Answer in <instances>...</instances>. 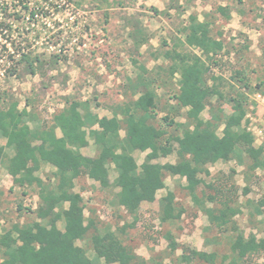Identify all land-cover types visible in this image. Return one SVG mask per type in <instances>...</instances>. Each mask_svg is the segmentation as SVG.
Masks as SVG:
<instances>
[{
	"label": "rangeland",
	"instance_id": "374dc122",
	"mask_svg": "<svg viewBox=\"0 0 264 264\" xmlns=\"http://www.w3.org/2000/svg\"><path fill=\"white\" fill-rule=\"evenodd\" d=\"M220 7H226L231 17L223 16ZM190 16L210 24V36L223 42L225 48L217 57L218 65H212L214 76L223 78L218 88L226 95L247 96L249 123L243 121L242 127L251 128L255 147H263L264 156V0H0V110L17 102L19 110H27L26 121L33 130L50 125L53 116L73 101L87 102L90 112L99 118H112L119 108L138 98L133 82L139 67L144 66L151 88L157 93L153 123L177 135L180 129L176 125L167 127L163 121L168 117L176 123L186 122V110L180 109L174 99L180 76L173 74L174 59L170 56L175 51L195 53L205 60L198 49L184 44ZM27 60H38L34 65L36 74L31 73ZM213 111H221L224 117L234 113L232 104L218 97L211 99L202 117L210 120ZM119 118L123 120L121 115ZM124 129L123 124L122 137ZM261 130L263 134L259 135ZM57 134L61 136L59 130ZM6 142L0 136L3 146ZM174 147L171 155L155 163L175 164L178 145ZM81 152L94 158L99 149L90 138ZM13 155V149L6 147L0 162V237L16 224L38 221L35 212L40 204L39 188L14 183L7 168ZM133 155L141 166L147 152L135 151ZM250 164L249 157L239 153L229 161L209 165L210 175L200 176L207 183L223 182L232 176L239 188L237 205L241 209L235 219L245 240L253 235L258 239L264 236V213L254 210L264 196V170L252 171ZM55 170L43 164L35 175L54 184ZM109 171L108 188L86 176L75 182L74 191L84 199L86 218L95 220L99 233L109 230L116 234L147 264H185L181 259L184 250L214 254L213 264L229 263L236 235L219 230L205 212L216 206L206 200V187L198 188L196 201L186 189L185 179L167 175L165 188L157 193L156 201L145 202L129 213L118 202L113 164ZM246 187L250 188L248 194L244 193ZM169 192L174 193L176 207L183 209V214L177 221L161 224L160 200ZM59 227L63 230L64 223L60 222ZM95 233L90 231L78 245L94 264H107L96 259L91 242ZM168 235L178 244L174 252ZM3 255L0 246V264ZM192 264L206 263L195 259ZM247 264H264V255L250 256Z\"/></svg>",
	"mask_w": 264,
	"mask_h": 264
},
{
	"label": "trees",
	"instance_id": "16d2710c",
	"mask_svg": "<svg viewBox=\"0 0 264 264\" xmlns=\"http://www.w3.org/2000/svg\"><path fill=\"white\" fill-rule=\"evenodd\" d=\"M218 11L227 18L231 17L226 7H220ZM184 36V44L198 49L205 60L195 53L175 51L170 56L174 59L172 72L180 76L179 92L174 99L180 109L186 110V122L176 123L168 117L163 121L167 127L176 125L181 131L177 135H170L167 128H158L153 123L157 116L154 112L157 93L151 88L144 66L139 67L140 73L133 82L138 98L131 105L119 108L112 118H99L90 112L87 102L73 101L53 116L50 125L33 130L26 121L27 110H19L17 102L0 110V136L7 141L5 146L0 143V162L5 157L6 147L12 148L14 155L7 168L14 183L20 187H38L40 199L35 212L38 221L16 224L0 237V246L4 249L2 264H94L78 245L92 230L96 231L91 242L97 260H104L107 264H147L116 234L109 230L99 233L95 220L86 218L83 196L74 191L76 180L82 176L108 188L111 164L117 171L118 202L129 213H134L145 202H155L157 193L165 188L167 175L178 176L186 180V189L196 201L198 188L201 185L206 187L209 191L205 194L206 200L216 206L205 212L219 230L236 235L228 264H247L250 256L264 255V236L258 239L253 235L245 240L241 234L235 219L241 213L237 205L239 188L232 182V176L223 182L210 183L200 177L202 173L210 175L209 165L229 161L239 153L246 154L251 160L250 170H264L263 147L256 148L253 133L247 130V126L242 127L243 121L249 123L247 96L243 93L226 95L218 88L223 84V78L214 76L212 65H218L217 57L225 46L210 36V24L190 16ZM27 61L31 73L36 74L34 65L38 60ZM214 97L220 101L228 100L233 115L224 117L221 111H213L210 120L204 119L202 115ZM123 124L124 137L121 136ZM222 126L219 136L218 130ZM57 130L61 137H58ZM90 138L99 149L94 158L81 152L89 145ZM175 144L178 145L175 164L155 163L161 157L171 155ZM135 151L147 152L141 166L134 158ZM43 164L56 169L54 184H47L35 175ZM249 192L250 188L246 187L244 193ZM160 207L161 224L177 221L183 214V209L176 207L172 192L160 200ZM263 208L264 196L254 210L263 214ZM60 222L64 223L63 230L59 227ZM168 238L171 251H176V240L171 235ZM214 258V254L197 250H184L181 257L185 264H192L195 259L213 264Z\"/></svg>",
	"mask_w": 264,
	"mask_h": 264
},
{
	"label": "crops",
	"instance_id": "0c3cea01",
	"mask_svg": "<svg viewBox=\"0 0 264 264\" xmlns=\"http://www.w3.org/2000/svg\"><path fill=\"white\" fill-rule=\"evenodd\" d=\"M257 98H258V96H257ZM250 119L252 120V122H251V124L253 125V118L252 117H250ZM247 130H249L250 132H252V133H254L252 130H251V128H248ZM58 131V130H57ZM262 131V130H261ZM261 131H260V133H259V135L261 134ZM58 135V134H57ZM254 135V134H253ZM58 137H61V136H59L58 135ZM257 141V140H256Z\"/></svg>",
	"mask_w": 264,
	"mask_h": 264
},
{
	"label": "built area",
	"instance_id": "2783aa9c",
	"mask_svg": "<svg viewBox=\"0 0 264 264\" xmlns=\"http://www.w3.org/2000/svg\"><path fill=\"white\" fill-rule=\"evenodd\" d=\"M258 97H261V95H258ZM263 134V131H261V135ZM263 140H264V138H263Z\"/></svg>",
	"mask_w": 264,
	"mask_h": 264
}]
</instances>
